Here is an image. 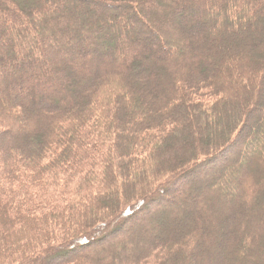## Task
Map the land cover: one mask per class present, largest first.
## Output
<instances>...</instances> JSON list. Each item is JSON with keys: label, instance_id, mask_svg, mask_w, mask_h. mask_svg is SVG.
<instances>
[{"label": "trees", "instance_id": "trees-1", "mask_svg": "<svg viewBox=\"0 0 264 264\" xmlns=\"http://www.w3.org/2000/svg\"><path fill=\"white\" fill-rule=\"evenodd\" d=\"M202 262L264 264V0H0V264Z\"/></svg>", "mask_w": 264, "mask_h": 264}, {"label": "rangeland", "instance_id": "rangeland-1", "mask_svg": "<svg viewBox=\"0 0 264 264\" xmlns=\"http://www.w3.org/2000/svg\"><path fill=\"white\" fill-rule=\"evenodd\" d=\"M116 12H117V10H115ZM184 28V27H183ZM163 48L164 49H166V45H165V43H163ZM169 143L170 142H166V146H168L169 145ZM170 146V145H169ZM195 183V182H194ZM194 185H196V184H194ZM197 188V186L196 187H194V189H196ZM173 201V200H172ZM154 207V206H153ZM153 207H148V211L151 209V208H153ZM167 207V206H166ZM147 210V209H146ZM145 210V213L144 214H140V213H138V214H136L135 216H137L138 215V217H134L133 219H134V222H135V224H133V225H131V223L129 224V225H124V227L125 228H123L122 227V234H126V233H128L129 234V236H131L132 234H134V232H136V231H138L139 230V228L142 226V224H143V220H145V219H147L148 217L147 216H145V215H148L149 216V219H148V221L150 220V219H152L151 217H153L154 216V214H153V212H151L150 214H148V211H146ZM152 215V216H151ZM135 219H137V220H135ZM148 221H146V222H148ZM143 226H145V225H143ZM128 236V235H127ZM117 237V236H116ZM201 264H203V262L201 263Z\"/></svg>", "mask_w": 264, "mask_h": 264}, {"label": "bare ground", "instance_id": "bare-ground-1", "mask_svg": "<svg viewBox=\"0 0 264 264\" xmlns=\"http://www.w3.org/2000/svg\"><path fill=\"white\" fill-rule=\"evenodd\" d=\"M187 176V175H184V177Z\"/></svg>", "mask_w": 264, "mask_h": 264}]
</instances>
